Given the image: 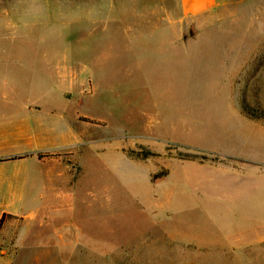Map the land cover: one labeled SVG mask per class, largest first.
I'll use <instances>...</instances> for the list:
<instances>
[{
	"label": "rangeland",
	"instance_id": "rangeland-1",
	"mask_svg": "<svg viewBox=\"0 0 264 264\" xmlns=\"http://www.w3.org/2000/svg\"><path fill=\"white\" fill-rule=\"evenodd\" d=\"M161 1L170 10L141 13L175 16L178 40L192 38L198 54L170 86L134 53L90 75L89 48L64 24L78 11H49L27 36L0 41V101L51 102L40 116L54 111L64 130L62 148L41 153L58 160L55 187L45 186L49 164L20 175L34 184L0 187V264H264V31L249 35L248 10L264 0L191 20L177 0ZM7 120L0 113V140L19 135ZM186 181L204 182L213 200L189 199Z\"/></svg>",
	"mask_w": 264,
	"mask_h": 264
},
{
	"label": "crops",
	"instance_id": "crops-1",
	"mask_svg": "<svg viewBox=\"0 0 264 264\" xmlns=\"http://www.w3.org/2000/svg\"><path fill=\"white\" fill-rule=\"evenodd\" d=\"M177 1L182 15L181 20H191V18L210 14L231 2V0ZM161 5V0H104L103 3L79 1L71 4L42 2L41 0H23V2L0 0V41L13 42L18 31L20 34L26 31L25 36H27L28 30L34 25L43 26L44 21L46 23L47 19L51 18L49 11H63L65 9L78 11L80 13H73L72 22H64V24H71L70 27L75 26L80 33V39L85 42L87 49L89 48L90 59L87 67L90 68V75L97 73L99 66L110 63L111 59L117 58L116 53H123L122 56H129L134 53L137 56L138 67L145 68L147 65H151L160 74L161 80L166 76L163 81L168 80L169 82L164 84L170 86L171 75L177 72L178 67L182 69L188 65L189 60L192 63L191 66L198 65L194 60L198 54L188 51L192 47L188 43H194L192 38L181 36L178 40L177 18L175 16L146 18L144 13H141L145 10H151L152 15H155V10H170L166 2H163V8ZM101 10L104 11L103 17H98V11ZM248 10L249 35H253V28L264 31V3L249 4ZM131 12H140V14L136 13L137 17H129ZM238 17L236 16L235 20ZM39 32L34 31V38L38 39ZM229 41L225 37H220L213 42L224 44ZM205 42L209 43L211 40ZM93 90L97 92L98 89L94 87ZM47 103L42 105L28 101H0V108H6V110H0V113L8 119L2 124H7L8 129H14L19 133L17 138L0 140V187H22L29 181V179L21 180L20 175L23 172L26 173V176L31 177L33 172L47 166L46 164H49L46 175L49 183H45V186L50 184V186L55 187L57 184V179L54 177L58 176L59 172L55 174L57 169L54 165L58 163V160L51 158L48 161H42V159L34 157L37 153L46 152V150L54 151L59 147L62 148V144L58 142L64 131L60 118L53 115L54 111L45 112L47 120L40 116L41 108L52 107V104H49L51 102ZM168 112L170 114V111ZM165 114L167 113L162 112L163 118H165ZM13 117L18 118L15 123L10 120ZM180 120L186 121L183 116L180 117ZM164 123L165 128H167L171 121L166 122L164 120ZM24 155L30 156L22 158ZM198 166L201 167L202 165L199 164ZM206 166L216 167L219 170L220 164L206 162ZM230 171L232 170L230 169ZM170 178L180 179L182 173L170 176ZM179 181L174 180L172 183L177 184ZM29 182L34 184L35 180ZM186 183V194L192 201L200 200L208 203L213 200L211 188H206L208 185H205L204 182L186 181ZM11 194H17V192L11 191ZM42 196H39L40 199ZM7 213L23 219L37 217L13 212Z\"/></svg>",
	"mask_w": 264,
	"mask_h": 264
},
{
	"label": "trees",
	"instance_id": "trees-1",
	"mask_svg": "<svg viewBox=\"0 0 264 264\" xmlns=\"http://www.w3.org/2000/svg\"><path fill=\"white\" fill-rule=\"evenodd\" d=\"M38 157H39V159H43L44 157H52V155H50V154H47V155L44 154V155H43V154L40 153ZM202 158L205 159L206 157H202ZM2 161H3V160H2ZM3 215H5V214H3ZM3 215H2V217H3ZM1 219H2V218H1ZM1 219H0V224H1Z\"/></svg>",
	"mask_w": 264,
	"mask_h": 264
}]
</instances>
